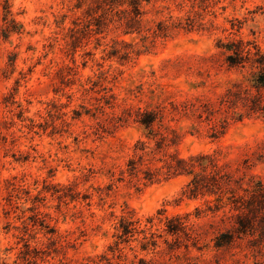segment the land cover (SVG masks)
<instances>
[{"label": "clouds", "instance_id": "obj_1", "mask_svg": "<svg viewBox=\"0 0 264 264\" xmlns=\"http://www.w3.org/2000/svg\"><path fill=\"white\" fill-rule=\"evenodd\" d=\"M0 264H264V0H0Z\"/></svg>", "mask_w": 264, "mask_h": 264}]
</instances>
